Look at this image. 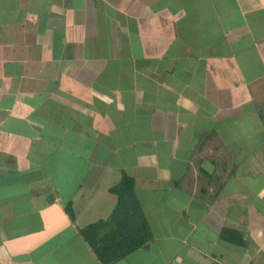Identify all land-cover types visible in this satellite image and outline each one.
Masks as SVG:
<instances>
[{
  "label": "crops",
  "instance_id": "crops-1",
  "mask_svg": "<svg viewBox=\"0 0 264 264\" xmlns=\"http://www.w3.org/2000/svg\"><path fill=\"white\" fill-rule=\"evenodd\" d=\"M0 264H264V0H0Z\"/></svg>",
  "mask_w": 264,
  "mask_h": 264
},
{
  "label": "trees",
  "instance_id": "trees-1",
  "mask_svg": "<svg viewBox=\"0 0 264 264\" xmlns=\"http://www.w3.org/2000/svg\"><path fill=\"white\" fill-rule=\"evenodd\" d=\"M112 190L118 196L117 207L113 213L118 223L104 232H101L102 228H106L104 222L92 223L80 229V233L95 249L102 263L110 262L142 246L147 240L146 236L151 234L144 233L147 223L136 200L134 179L124 173L121 181L113 186ZM68 210L73 215L72 208L68 207ZM231 238L234 242L243 243V240L235 235Z\"/></svg>",
  "mask_w": 264,
  "mask_h": 264
}]
</instances>
